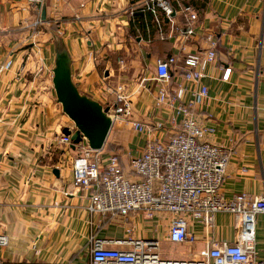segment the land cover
Wrapping results in <instances>:
<instances>
[{
  "label": "crops",
  "instance_id": "1",
  "mask_svg": "<svg viewBox=\"0 0 264 264\" xmlns=\"http://www.w3.org/2000/svg\"><path fill=\"white\" fill-rule=\"evenodd\" d=\"M160 1L152 14L145 0L130 8L128 0H46L40 10L25 0H0V66L9 63L0 71V234L8 239L0 247V264H86L96 239L123 251L131 249L122 244L129 238L151 241L149 250L162 261L186 260L235 242L236 220L227 213L216 214L211 224L189 222L195 243L174 244L168 239L171 214L148 218L132 212L122 218L87 212L91 191L72 185L75 152L57 143L63 129L74 132L52 85L57 42L70 56L72 82L80 94L108 107L115 99L112 90L121 86L131 104V121L162 125L143 134L127 123L112 126L102 153L117 155L130 175V159L143 152L147 141L165 142L177 129L170 124L173 110L156 107V61L175 59L165 86L173 91L182 82L186 54L207 50L211 39L216 60L203 71L201 85L208 95L195 112L208 131L206 139L229 154L222 196H264V0H207L201 10L183 0ZM185 6L197 16L187 38L181 35L189 25L181 12ZM168 10L175 13L170 20ZM134 12L142 16V29ZM37 18L43 24L34 30ZM126 31L138 47V79L119 55L128 51L119 38ZM224 69H230L226 81ZM194 88L188 86L183 103L193 99ZM254 227L255 253L264 261V214L255 217Z\"/></svg>",
  "mask_w": 264,
  "mask_h": 264
},
{
  "label": "built area",
  "instance_id": "2",
  "mask_svg": "<svg viewBox=\"0 0 264 264\" xmlns=\"http://www.w3.org/2000/svg\"><path fill=\"white\" fill-rule=\"evenodd\" d=\"M34 10L42 9L46 0H25ZM160 0H145L144 6L156 13ZM189 25L181 31L185 38L193 35L191 24L196 21L194 10L185 6L181 10ZM175 14L168 10L170 20ZM43 22L33 23L34 30ZM35 32V31H34ZM210 47L199 53H187L184 60L182 82L173 91L165 86L171 80V67L175 59L157 60L154 80L159 85L156 107L167 106L173 110L170 124L175 133L167 141H147L143 152L130 159L131 174L121 168L117 155L104 156L102 150L88 148L82 141L75 145L71 165L72 185L90 190L86 210L98 216L126 217L132 212H143L151 218L155 213L173 216L168 239L174 244H193L194 234L189 233L188 223L211 224L216 214L227 213L235 218V242L207 248L181 261H162L149 247L155 243L129 238L122 242L130 246L129 251L110 249L104 240H93L89 262L86 264H264L257 259L255 240V217L264 214V196L237 194L231 199L222 196V184L229 162L228 152L206 139L208 131L197 120L196 105L207 97L208 90L201 85L205 67L216 60L215 43L209 39ZM9 63L0 66V71ZM222 80H228L230 69H224ZM188 86H195L193 99L183 103ZM115 97L109 108L112 126L117 123L130 124L137 134L152 129L161 130L158 124L151 128L138 121H131V104L119 86L112 90ZM177 102V105L174 104ZM180 117L177 121L176 118ZM59 145L72 148L71 136H57ZM8 239L0 234V247H6ZM73 264V263H64Z\"/></svg>",
  "mask_w": 264,
  "mask_h": 264
},
{
  "label": "water",
  "instance_id": "3",
  "mask_svg": "<svg viewBox=\"0 0 264 264\" xmlns=\"http://www.w3.org/2000/svg\"><path fill=\"white\" fill-rule=\"evenodd\" d=\"M41 20L45 21V10ZM52 85L56 102L62 113L73 124L74 132L63 129L62 134L71 136L72 148L82 141L91 150L99 151L104 147L112 128V117L109 108L82 95L72 82L71 60L67 50L57 42L55 60L52 69ZM57 175V171H53Z\"/></svg>",
  "mask_w": 264,
  "mask_h": 264
},
{
  "label": "rangeland",
  "instance_id": "4",
  "mask_svg": "<svg viewBox=\"0 0 264 264\" xmlns=\"http://www.w3.org/2000/svg\"><path fill=\"white\" fill-rule=\"evenodd\" d=\"M134 1H136V0H134ZM131 3L132 2H130L129 5H128L129 8L132 5ZM133 7H135V5ZM129 12H130V9H129ZM124 14H125L124 16L129 17L128 15H126L127 12L124 13ZM132 35L133 34L130 31H129V33L126 31L123 34V36L119 37V38L123 39V44L126 45L127 49H128V51H125V50L120 51L119 55H122L121 57H124V61L127 64V68H130V73L131 74H135L136 72H138V73H136V76L134 77L135 79H138V77H140L141 73L138 71V70H140V68L137 67L135 62H136V59H137L139 51L136 50V48H138V47L136 46V41H135L134 35L133 36ZM127 68L125 67V70H127V72H128ZM108 144H109V141H108ZM66 148H68V147H66Z\"/></svg>",
  "mask_w": 264,
  "mask_h": 264
},
{
  "label": "trees",
  "instance_id": "5",
  "mask_svg": "<svg viewBox=\"0 0 264 264\" xmlns=\"http://www.w3.org/2000/svg\"><path fill=\"white\" fill-rule=\"evenodd\" d=\"M129 2H132L134 0H128ZM207 2V0H183L184 4H188V5H192L194 7H196L197 9H203L205 3ZM133 19L135 20V23L138 24V28L142 29L143 28V20H142V16L141 14L138 13H133ZM131 31V30H130Z\"/></svg>",
  "mask_w": 264,
  "mask_h": 264
}]
</instances>
